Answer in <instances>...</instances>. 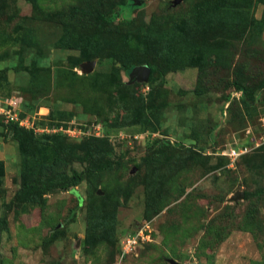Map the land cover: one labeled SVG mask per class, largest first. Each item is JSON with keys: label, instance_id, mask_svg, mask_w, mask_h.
I'll return each instance as SVG.
<instances>
[{"label": "rangeland", "instance_id": "obj_1", "mask_svg": "<svg viewBox=\"0 0 264 264\" xmlns=\"http://www.w3.org/2000/svg\"><path fill=\"white\" fill-rule=\"evenodd\" d=\"M101 1L99 19L90 13L98 0H0V99L13 97L31 124L99 134L22 143L0 124V264H264V30L250 28L263 4L245 27L231 22L243 0L227 18L213 13L220 0H140L130 16L119 13L101 32L129 37L131 67L153 66L143 86L124 72L115 78L119 64L95 41L63 42L69 21L100 26L126 0ZM27 30L37 46L23 40ZM236 67L252 77L254 101L236 90ZM87 142L102 145L110 170L71 190L30 187L48 174H24L26 158L75 153L49 177L70 176L88 166ZM233 147L245 152L231 164L223 153ZM236 192L243 199L234 202ZM140 229L147 239L116 260Z\"/></svg>", "mask_w": 264, "mask_h": 264}, {"label": "trees", "instance_id": "obj_2", "mask_svg": "<svg viewBox=\"0 0 264 264\" xmlns=\"http://www.w3.org/2000/svg\"><path fill=\"white\" fill-rule=\"evenodd\" d=\"M101 3L102 1L98 0V2H96V5L94 7H91V11H90V13H92L99 19L103 17V13H102L103 5H101ZM258 3L263 4V11H264V0H243L240 4V8H243V9L239 8L237 10L238 15L237 16L235 15V17L232 19L231 21L232 24L237 22L238 27L247 26V20L249 16L252 15L250 13V9L256 6ZM230 4H234L233 0H220L218 2L213 3L214 5L213 8L215 9L213 10V13L218 15L219 17L223 16L224 18L226 16L227 18V14L225 13V8ZM137 9H139V7H136L135 5H133L131 0H126L124 3L118 5V9L116 11H111L110 15L103 19V23H101L100 26H97V24L94 23V22H99V21L88 22L85 24H77V22L74 21L73 19L64 26L66 27V34L64 35L63 42H65L67 38L69 37H76L77 39H80L84 42H87L88 39L93 40L95 41V43H97L96 53L99 52L100 49H102L101 55L103 58L111 59L113 64L115 63L119 64L118 67H114L115 68L114 69L115 78H119L121 72L129 74L133 68L131 67V64H129L133 56L127 55L122 49V47L124 46V43H126L129 37H120L117 40H112L108 37V35L102 34L101 28L103 25L112 23L116 19L119 13L125 12L127 16H130V14L134 10H137ZM252 21L253 22L250 25V28H253L255 27V25H257L259 35L262 36V32L264 30V12H263L262 19L257 21L254 18L252 19ZM151 39L153 42L159 45L160 57H162L163 53H166L163 35L161 33H154ZM23 40H28L30 44L34 46H37L38 44V42L34 38V33L29 30L24 32ZM178 45H182V44H175L173 47L178 46ZM146 65L150 68V75H149V80L147 83H141V85L143 86L144 85L148 86V83L152 82L153 80L152 75H153V72H155L152 65L150 64H146ZM234 70H235V74L238 76V80L237 79L234 80V82L237 84L236 90L243 93V95L245 96L244 100L248 99L250 101H254V90L251 89L252 86L250 85L252 77L248 75L245 76L242 67L240 68L236 67ZM134 83L138 84V82H134ZM257 87L264 89V78L258 83ZM242 103L244 105L245 102L242 100ZM25 115H27V113H21V116H25ZM43 119L45 120V118ZM0 124L12 128L17 134H21L19 139L22 143H24L25 141L24 137H30L34 139L35 141H40V140L42 141V139H45V138L54 139L60 136L62 138L65 137L64 134H61V133L36 134L33 132L32 129L20 127L17 123H12V122L5 123L4 121H0ZM44 126L58 127L57 124H53L51 122L49 123L47 121L45 122L44 125H42V127ZM92 139H95V138H92ZM90 144L91 143H88V142L86 143V152L84 154V156L86 155V156L91 157L87 161L88 166L82 171L71 169L70 176H61V177L59 176L57 179L51 178L49 176L51 174L59 175L58 170L61 168L62 165L71 164L75 158L74 157L75 153H72V152L60 153L61 155H58V156L56 155L52 163H40L39 159L36 158L34 155L29 156L31 158L30 160L26 158L24 174H28L29 172H34L40 175H43L44 172L48 174L47 179H37L36 181L31 183L33 185H30V187L38 189V190H42V191H51L53 189L71 190L72 188L78 186L82 181L86 180L87 178L101 175L102 173H105L108 170H110L111 166L109 164H105V165L100 164V162H102L103 159H105V155L107 154V152H104L102 150V147H101L102 145L100 146L99 144H92V145ZM103 145L107 146V144H103ZM62 155H64L65 157H63ZM96 163H99V164H96ZM1 171H2V163L0 162V174H1ZM158 190L159 189H157V191ZM150 201H152V203L148 204V206L157 204V201L155 199H151ZM96 206H97V203H93L89 205L87 209L88 216L94 213ZM94 218L98 220L97 217H94ZM91 225L93 224L91 222H88V226H87L88 232L91 228ZM120 247L121 246H118V249H117L116 260H119V256L121 253ZM119 261L122 262V260H119Z\"/></svg>", "mask_w": 264, "mask_h": 264}, {"label": "built area", "instance_id": "obj_3", "mask_svg": "<svg viewBox=\"0 0 264 264\" xmlns=\"http://www.w3.org/2000/svg\"><path fill=\"white\" fill-rule=\"evenodd\" d=\"M21 113H23V111L20 110L18 103L14 100L13 97H5L0 99V121H4L5 123H9V122L17 123L20 127L32 129L33 132L36 134L61 133L73 138H76L77 136H89V135H94L97 137L99 136V134L97 133H93V134L89 133L88 129L64 127L63 125H60L58 127H48V126L40 127L35 125V123L31 124L30 117H28V115L21 116ZM37 114L40 113H36V115ZM244 152H245V148L242 149V148L233 147L223 154L229 157V159L231 160V164H233L235 159ZM145 239H147V236H145L144 234V229H140L137 232L128 234L122 241L120 247L121 253L119 256V260L120 258L122 259L121 255L124 256L136 251L137 247Z\"/></svg>", "mask_w": 264, "mask_h": 264}, {"label": "water", "instance_id": "obj_4", "mask_svg": "<svg viewBox=\"0 0 264 264\" xmlns=\"http://www.w3.org/2000/svg\"><path fill=\"white\" fill-rule=\"evenodd\" d=\"M133 5L136 7H140L142 5V2L140 0H131ZM179 0H176L175 3H177ZM94 63L90 62L84 65V69L87 71H92ZM150 75V68L147 65L134 67L131 72L128 75V82L134 83V82H140V83H147L149 80ZM243 199V193L242 192H236L234 196L231 198L232 201H237ZM171 264H174L172 261H170Z\"/></svg>", "mask_w": 264, "mask_h": 264}]
</instances>
